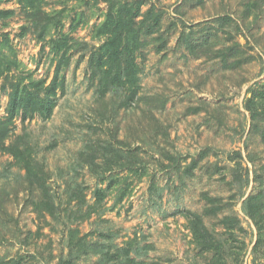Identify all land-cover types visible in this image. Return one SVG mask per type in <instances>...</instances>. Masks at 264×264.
<instances>
[{
    "label": "rangeland",
    "instance_id": "1",
    "mask_svg": "<svg viewBox=\"0 0 264 264\" xmlns=\"http://www.w3.org/2000/svg\"><path fill=\"white\" fill-rule=\"evenodd\" d=\"M144 2L142 14H162L160 28L141 38L139 99L124 108L122 91L98 99L90 78V58L100 44L94 32L106 3L41 0L42 12L60 25L40 41L38 22L21 2L0 0V10L13 11L0 20V43L6 36L10 57L20 64L0 79V119L11 82L52 79L58 56L50 39L69 36L73 46L51 118H16L7 142L22 136L33 149L52 207L22 167L0 153V258L58 264L72 233L89 241L101 233L144 264H207L183 214L203 215L213 206L221 211L203 221L235 249L228 264H264L259 255L253 263L257 231L242 212L251 195L262 193L264 202V111L257 107L264 99V0ZM249 98L259 110L256 121L245 108ZM108 141L119 152L113 162L120 161L99 177L84 158L89 145L98 150ZM94 162L101 167L104 159L97 155ZM98 189L106 190L100 204ZM225 216L239 220L233 238L220 236ZM99 260L88 254L73 264Z\"/></svg>",
    "mask_w": 264,
    "mask_h": 264
},
{
    "label": "trees",
    "instance_id": "2",
    "mask_svg": "<svg viewBox=\"0 0 264 264\" xmlns=\"http://www.w3.org/2000/svg\"><path fill=\"white\" fill-rule=\"evenodd\" d=\"M23 8L38 22L40 28L39 40L45 41V36L51 31L52 27L60 25V20L53 18L42 12L40 9L41 0H19ZM107 4V11L104 19L96 27L94 38L100 41L96 51L90 58L91 80L96 82V94L98 99H104L112 90L122 91L124 98L121 107H130L139 99L140 78L137 55L143 48L141 40L143 35H152L160 28L162 14L154 12L152 9L141 13V7L144 0L118 1L102 0ZM13 15L11 10H0V20L8 19ZM55 23V24H54ZM72 39L64 36L61 39H50V51L55 53L56 58L53 77L49 83L47 78L33 80L31 76H22L15 82L9 84L10 92L6 107V117L0 119V153L11 156L15 162L25 171V178L29 184L37 186L42 193L45 206L52 207L53 202L46 186V180L43 175V169L35 161L33 149L24 144L22 136L17 137L15 141L7 143L14 129L16 118H20L24 123L27 119L38 114L44 119L51 118L56 107V95L59 89H63L65 77L62 71L70 62V51L72 50ZM7 51V52H6ZM12 48L9 46L6 36L0 43V79H7L12 70L19 68V62L10 57ZM5 89V86H3ZM254 102L249 98L246 102V110L250 112L251 119L256 121L259 116L257 107L264 111V99L255 107ZM96 147L89 145V154L85 156V163H88L90 169H93L96 176L102 175L101 170H112V156L119 152L110 141L104 146ZM102 149V150H101ZM97 155L104 159V164L97 167L94 160ZM107 186L106 189L109 188ZM69 188V186H68ZM106 190L98 189L95 191V202L100 204L106 197ZM126 193H121L120 200ZM208 203L213 204L214 200L207 198ZM207 207L203 215L186 212L183 216L187 219L189 230L193 241L201 254L209 258L207 264H228V257L232 255L235 249L227 245V241L216 237L203 221V216H216L221 211V207L213 209ZM95 208V207H94ZM92 208L89 210V212ZM218 211V212H216ZM88 212V213H89ZM242 212L251 220L257 231L256 241L252 248L254 255L253 263L256 257L264 261V202L263 195H251L242 203ZM52 214V210L50 211ZM223 232L220 235H229L233 238L235 229L239 227V220L235 217L225 216L221 219ZM241 250V247H236ZM232 250V251H231ZM88 254L98 255L102 264H144L130 256V250L113 246L109 234H98V238L89 241L87 237H77L72 233L68 242V252L65 257L59 259L58 264H73V262L82 256ZM207 260V259H206ZM23 258H0V264H22Z\"/></svg>",
    "mask_w": 264,
    "mask_h": 264
}]
</instances>
